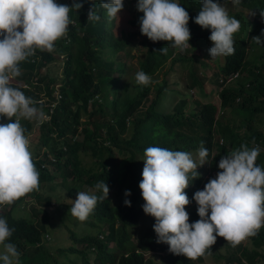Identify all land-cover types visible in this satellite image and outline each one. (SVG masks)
<instances>
[{"label":"trees","instance_id":"16d2710c","mask_svg":"<svg viewBox=\"0 0 264 264\" xmlns=\"http://www.w3.org/2000/svg\"><path fill=\"white\" fill-rule=\"evenodd\" d=\"M177 2L189 13L188 27L191 35L192 32H196L189 42L194 44L195 41L203 38L209 40L210 29L194 26L198 14L195 7L199 9L201 7L199 1L177 0ZM239 6L260 15V10H264V0H241ZM99 16L100 20L90 26L77 16V25L69 31L70 42L63 38L56 42L55 51L58 59L66 55L68 62L63 79L60 80L61 99L52 110L45 100L39 102L40 96L36 91L25 90L13 83V86L20 88L27 96L37 100L39 102L37 106L42 107L48 117L42 123L35 122V125L31 124L33 121L21 119V124L25 122L22 124L26 129L25 135L32 141L30 147L32 145L34 163L39 171V189L42 185L53 184L59 179L61 183L56 186L67 187L68 195L74 200L79 191L93 190L94 185L102 180L108 184L109 189L131 192L126 198L131 201L130 207L125 206L124 201L115 205L112 198L108 197L98 201L93 213L83 222L71 215L69 211L71 201L58 202L59 220L54 222V227L61 224L66 225L67 228L72 224L73 228L67 230L69 241L82 248L80 252L76 248H73V251L60 250V254L66 255L69 264L73 261L72 255L75 257L77 253L82 256L81 264H152L151 260L146 258V254L151 253L163 254L164 264H198L205 256L213 254L216 243L211 246L210 254L206 253L196 260H189L183 255H174L168 251L167 244L156 242L157 237L153 229L155 219L149 215H147L151 220L149 226L144 228L140 238H135V242L131 243L129 227L135 226L146 215L143 212L144 200L139 188L144 167V150L154 146L197 153L203 142L210 153L208 157L210 162L207 166L217 167L220 171L218 163L222 156L242 143H247L249 147L257 146L243 137L251 136L258 141L261 150L256 163L264 167V134L254 123L257 118L264 115V52L261 56L263 62L260 64L246 60L248 46L245 40L234 38V55L223 57L224 65L213 68L214 71L208 80L200 77L194 68H190L187 87L199 90L204 88V81L222 87L219 92L221 111L225 110L226 113L234 114L239 119L234 126L222 122V112L219 114L218 107L212 102L198 104V109L196 108L192 114H185L186 103L181 104L176 111L161 113L158 111L160 98L165 89L172 91L167 79L155 83L153 88L148 85L140 86L135 94H127L118 102L120 86H116V78L110 77V80L102 78L107 76L105 72L110 69H117L124 74L125 68L120 64L115 65L114 62L105 63L99 58L98 52H91L90 48L97 44L101 48L107 46L124 48L125 40L124 35L113 41L112 37L109 40L106 35L105 22L109 20L106 11L103 9ZM249 30L251 38L259 36L264 30V19ZM108 41H111L110 44ZM143 45L144 52L140 55L138 69L150 75L156 67L159 70L161 55L159 50L172 47L168 42H152L148 38ZM54 52L37 50L35 56L21 62L22 75L14 81H24L23 78L27 73L33 75L38 69L56 61ZM186 53L191 55L189 57L178 55L172 60L170 71L174 72L172 65L177 61L186 62L188 65H196L200 61L193 49H188ZM232 73H238L239 76L231 82V85L224 87L220 84V75ZM129 76L130 73L122 75L121 83ZM41 78L42 83L36 85V90L51 97L59 80L48 76ZM109 83L113 88L112 93L108 90ZM146 98L149 99V103L143 109ZM95 116H100L99 121L93 120ZM7 122L6 117H0V123ZM34 126L38 128L39 133L36 144L32 139L33 133L31 134ZM214 145H217L216 154L213 151ZM90 147H94L97 151L93 167L85 170L83 166H78L73 170L72 161L83 151L87 152ZM197 171L200 177L193 180L185 189L188 198L192 201L186 206V211L190 214V223L199 219L196 203L192 199L194 193L202 190L207 183L204 173L199 169ZM39 189L15 201L8 210L0 212V217H5L9 226L15 229L8 242L29 248L27 255L19 259V264H63L59 260L61 256L54 255L44 244V241L49 242L43 237L50 233L53 223L49 214L44 211L43 205L45 203L51 205L53 201L50 196L42 197ZM95 194L97 195V192ZM27 195H34L38 203L42 204V208L38 206L32 208L31 216L24 217L18 213L15 215V211L19 212L20 205ZM96 218L101 223H97ZM117 223L120 224V229L116 227ZM102 225L107 227L102 229ZM80 226L83 227L81 231H79ZM251 240L257 248L264 246V226L256 236L251 237ZM110 242H113V246ZM88 251L89 254H95L93 261L89 259ZM243 252L247 264L256 263L255 255L259 254L257 250L248 252L244 248ZM232 258H225L227 264H232Z\"/></svg>","mask_w":264,"mask_h":264},{"label":"clouds","instance_id":"9594fccd","mask_svg":"<svg viewBox=\"0 0 264 264\" xmlns=\"http://www.w3.org/2000/svg\"><path fill=\"white\" fill-rule=\"evenodd\" d=\"M198 1L201 7L194 22L202 29H210L209 40L212 43L207 38L197 41L212 44L208 49L211 60L234 55V33L241 28L240 20L230 15L220 0ZM83 2L72 0L69 6L55 0H0V117L8 120L0 123V205L7 204L10 208L21 197L39 189V171L21 119L41 123L48 119L42 107L37 106L45 100L41 94L36 89L31 90L30 84H25L26 87L20 85L25 90L36 91L40 96L38 102L13 86L12 81L22 75L21 62L35 56L37 50L52 53L58 40L63 38L70 42L69 31L77 25L74 21L77 16L71 12L82 9ZM240 2L232 0L242 10L243 17L247 15L251 20V15L264 19V10L257 15L241 8ZM100 7L106 11L108 21L114 22L124 8V2L100 0ZM136 8L140 12V32L146 36L142 44L147 38L152 42L165 41L173 49L185 53L196 47L195 43L189 42L196 34L192 32L191 35L188 27L189 13L177 0H137ZM87 17L88 22L100 20L95 7L89 9ZM125 30H121L118 37L124 35ZM112 35L109 40L111 37L114 39ZM262 37L264 30L251 40L256 45H264ZM159 52L167 55L168 47ZM238 76V73L220 75L219 82L224 87L229 86ZM135 81L147 86L151 77L141 70L135 73ZM59 88L57 85L55 90L59 98L52 99L56 104L61 99ZM218 98L220 100L219 93ZM45 101L52 110L48 100ZM217 107L220 114L221 101ZM260 151L258 145L249 147L242 143L220 158V171L216 177L194 193L192 199L196 202L199 219L190 223L186 206L192 201L185 189L200 177L197 169L210 162L209 150L203 142L195 154L147 147L139 188L144 200L143 212L155 219L156 242L167 244L168 251L174 255L196 260L210 254L217 237H223L236 247L247 238L256 236L264 226V167L256 163ZM193 155H197L198 160ZM94 188L102 195L79 191L71 200L69 211L82 222L93 213L98 201L108 198L110 189L106 182L101 180ZM124 195L130 196L131 192L125 191ZM124 204L130 207L131 201L125 199ZM14 231L7 219L0 217V264H19L21 253L14 243L8 242Z\"/></svg>","mask_w":264,"mask_h":264},{"label":"rangeland","instance_id":"374dc122","mask_svg":"<svg viewBox=\"0 0 264 264\" xmlns=\"http://www.w3.org/2000/svg\"><path fill=\"white\" fill-rule=\"evenodd\" d=\"M202 1V0H201ZM57 3H63L68 4L69 6L72 5V0H55ZM124 2V8L122 11L117 15V17L114 18L113 21H106V35L108 38H110L111 33L113 34V38H117L121 32V30L126 29L124 33V40H125V46L124 48H112L111 46H107L105 48H101V46L94 45L90 48L91 52H98L99 58L102 59L105 63L107 62H114V64H120L122 67L125 68V73H130L131 76L128 78H124L125 82L121 83L122 81V75L119 72V70H108L106 75L103 76V79L110 80V77H115L117 82L116 86H120L118 91V102H120L122 99L126 97L127 94H135L138 89H140V86L135 81V73L139 71L138 69V62L140 60V55L144 52L142 44L143 37H146L141 34L140 32V26H139V17L140 12L137 11L136 4L137 0H123ZM215 2V0H214ZM222 4L228 9L229 14L234 16L236 19L240 20L241 22V28L237 33H234V38L237 39H243L245 40L248 50L246 55V60H253L257 63L263 62V59L261 58L263 52H264V45H256L252 42V38L249 36L250 34V28L254 25H258L262 21L261 16H251L250 18L246 15L243 17V14L241 13V9L238 8L237 5H234L232 3V0H220ZM95 7L97 14L100 15L103 8L100 7V0H88L87 2L84 0L83 2V8L76 11L73 10L71 13L75 14L79 17V19L82 21L84 20L86 22L87 26H90L93 22H88L87 14L90 8ZM195 11H199V7H195ZM74 21H77V18L74 19ZM112 25H110V23ZM244 24V25H242ZM194 26L201 28L199 25L195 24ZM116 32V34H115ZM113 41V40H112ZM111 41H108V44H110ZM196 47H192L194 53L199 56L200 61L196 65H192L177 61L173 63L174 72L170 71V66L172 64V60L174 58H177L178 55H184V56H190L191 54L180 52L177 49H173L168 47L167 55H160V63H159V70L157 67L151 72L149 75L151 77V83L148 84V86L154 87L155 83L162 82L163 79L168 80L169 88L172 91H168L167 89L164 90L162 97L159 101L158 111L161 113H168L173 112L178 107L181 106V104H185L184 106V112L186 113H193L198 104H205L207 102H212L216 104L217 106L220 105V100L218 98V93L220 90V86H217L210 82H205V80H208L210 76L212 75L214 69L216 66H223L225 61L223 57H217L216 59L211 60V56L209 55L208 49H210L212 46H210L208 43H200L199 41L195 42ZM74 48V47H72ZM54 56H58L57 54H54ZM67 56L64 55L63 57H60V59H57L56 61L50 63L48 66L42 67L34 72L33 75L31 73H27L23 79L29 81L26 82H15L14 80L12 83H16L19 85H22L23 87H26L25 84H31L34 83L32 87H29L31 90H35L37 88L36 85L42 83L43 76H48L51 78H57L59 81L57 82V85H61V81L63 79V74L65 69L67 68ZM116 67V66H115ZM97 68V67H96ZM190 68H194L201 78L205 85L204 88L201 89H191L190 87H187V81L189 80V72ZM116 71V72H114ZM134 74V75H133ZM60 83V84H59ZM57 85L54 87L55 90L57 89ZM60 90V88L58 89ZM108 90L110 93H112L113 88L111 87L110 83L108 84ZM179 92V93H178ZM41 96L48 100V103L54 107L56 105V102L52 99L59 98L58 95L54 92L52 95V98L47 97L44 93H41ZM191 97V98H190ZM149 99L146 98L144 101V104L142 106L143 109H145L148 106ZM120 106V105H119ZM198 109V108H197ZM222 112L223 118L221 119L224 124H230L232 126L235 125L236 122L239 121V119L231 113H226L225 110L220 111ZM100 116H95L94 121H99ZM35 122H31V124L35 125ZM25 122H22L24 124ZM188 123V122H187ZM257 124L256 126L260 129L261 132L264 134V115L257 118L254 122ZM243 132V131H241ZM33 133V141L36 144L38 142L39 133L38 128L36 126L33 127V130L31 134ZM220 134V133H219ZM30 135V134H29ZM124 136V135H123ZM245 140L250 142L251 144L258 145V141L254 140L251 136H243ZM264 138V137H263ZM30 142H32L30 140ZM32 150V145H31ZM214 153L216 154L217 151V145H214L213 148ZM33 152V151H32ZM195 154V153H194ZM97 151L94 147H90V149L87 152H82L79 154V156L72 161L71 168L75 170L78 166H83L85 170H88L89 168L93 167V164L96 160ZM198 160V156H193ZM207 167V168H206ZM202 173H204V177L206 178V182H208L209 179H213L216 177L218 173L217 167L214 166H207V163L203 166L198 168ZM72 181V179H70ZM61 183L59 182V179L55 181L53 184H44L39 189V194L42 197L50 196L52 198V203H45L44 211L49 214V218L52 220L53 226L50 228V233L47 234L45 239H48L49 242H45V246H48L51 249V252L56 256H61L58 259L63 264H69L68 260L66 258L65 254H60V250H74L73 248H76L78 251L81 250L80 245H76L73 242L69 241V229L73 228L72 224H69L66 228L65 226H62L61 224L58 226H55V221L59 220V210L58 202L65 203L68 201L73 200L68 193H67V187L64 186H56V184ZM89 192L95 193V189L88 190ZM125 191L123 190H116V189H110L108 197H111L113 200V203L115 205H119L126 199L124 195ZM98 196H101L102 193L97 192ZM196 203V202H195ZM38 206L39 208H42V204L38 203V201L35 199L34 195H27L25 197V201L21 203L19 213L18 211H15V215L18 213V215L21 216H31V209ZM197 208V205H195ZM56 208V210H55ZM9 209V205H0V212H4ZM43 217V216H42ZM98 219V218H96ZM144 219V220H143ZM143 219H140L138 223L133 226L129 227V232L131 236V243L135 242V238H140L142 233L144 232V228L146 226H149L151 220L147 215L143 217ZM97 223H101L98 219L96 221ZM119 223L116 224V227L119 228ZM107 226L102 225V229H105ZM83 227H79V231H81ZM76 227H74L73 230H75ZM120 229V228H119ZM69 236V238H68ZM110 245L113 246V242H110ZM244 248H246L249 251L257 250L259 254L255 255L257 256L256 263L255 264H264V246L257 248L253 241L251 240V237L247 238L245 241L241 242L240 245L236 247H232L229 242H227L223 237H217L216 245L214 248V252L211 255L205 256L203 258V261L199 262L198 264H227L225 258L233 257L232 264H247V258L245 257V254L243 252ZM17 249L20 251L21 255L20 258H23L27 255L29 248L27 246H17ZM82 251V250H81ZM80 252V251H79ZM89 254V251L87 252ZM69 255V254H68ZM94 253L89 254V259L93 261L94 259ZM65 257V258H64ZM73 261L70 264H81L82 256L80 253H77L75 257H73ZM71 258V259H72ZM146 258L148 260H151L152 264H164L163 262V254H146ZM197 264V263H196Z\"/></svg>","mask_w":264,"mask_h":264}]
</instances>
